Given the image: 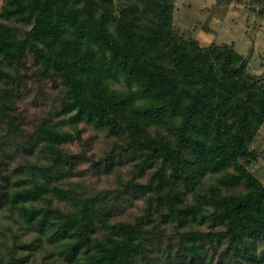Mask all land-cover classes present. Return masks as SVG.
Instances as JSON below:
<instances>
[{"label": "trees", "instance_id": "trees-1", "mask_svg": "<svg viewBox=\"0 0 264 264\" xmlns=\"http://www.w3.org/2000/svg\"><path fill=\"white\" fill-rule=\"evenodd\" d=\"M2 2L0 264H264V81L247 58L177 35L173 0ZM35 81L61 91L30 126ZM80 124L111 140L97 162ZM86 162L118 188L88 185ZM132 200L142 214L116 221Z\"/></svg>", "mask_w": 264, "mask_h": 264}, {"label": "rangeland", "instance_id": "rangeland-1", "mask_svg": "<svg viewBox=\"0 0 264 264\" xmlns=\"http://www.w3.org/2000/svg\"><path fill=\"white\" fill-rule=\"evenodd\" d=\"M174 18L173 28L177 35L186 39L196 40L200 46L208 47L212 44H228L236 51L243 54L248 61L247 73L255 75L264 81V5L251 0H173ZM3 5L0 0V7ZM60 89L52 83L43 81L30 83V89L24 94V100L19 102V107L24 113L26 124L38 122L45 116L54 114L58 107ZM85 130L82 134L83 142L92 140L87 153L94 162L111 147V140L104 132L79 125ZM253 148L263 152L264 156V125L253 144ZM63 149L68 153H79L83 150L81 141L66 144ZM89 162L80 165L84 170L81 176L87 184L94 186L97 191H115L118 188L115 174H96L90 169ZM134 168L128 163L121 170L124 179H129ZM254 171L264 184V158L260 164L254 166ZM75 177L73 182L80 180ZM147 178L143 179L146 182ZM145 207L144 201L132 200L123 204L116 215V221H133L142 214Z\"/></svg>", "mask_w": 264, "mask_h": 264}]
</instances>
